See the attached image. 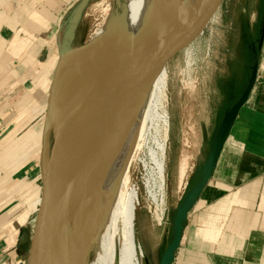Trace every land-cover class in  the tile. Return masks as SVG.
I'll list each match as a JSON object with an SVG mask.
<instances>
[{"label":"rangeland","instance_id":"374dc122","mask_svg":"<svg viewBox=\"0 0 264 264\" xmlns=\"http://www.w3.org/2000/svg\"><path fill=\"white\" fill-rule=\"evenodd\" d=\"M80 1L62 2L60 4L61 9L55 8L56 10L50 12L53 19L48 22L50 25L48 30L43 31V34L36 32L32 35L38 45V40L41 41L43 36L50 40L45 45L43 52L46 57L54 47L57 49L51 55L58 53V43L63 39L62 28H67L69 25L71 16ZM126 1L121 0V6L124 7ZM134 1L136 4L139 0ZM21 5L22 1L20 0H0V23L4 21L3 24H5L6 21L9 22L8 19H13L14 12ZM228 6L230 7V3H227ZM238 7L236 3L233 5L232 12H234L235 17L228 18L225 24L223 23L225 9L223 3L203 34L190 44L186 50L172 57L166 65L169 99L166 110L170 127L166 142L164 197L159 196L158 174L151 158L152 152L159 153L157 142L164 140L165 131L161 122H155L154 124L148 122L146 124V140L143 139V143L141 141L143 147L135 150L133 155L135 157L132 158L129 169V188L138 192L135 232L137 245L143 252L139 256L140 264H160L161 258L172 240L174 219L184 196L183 190L180 191L179 186L174 184V181L178 182V178L173 180L172 175L174 174V178L178 177V173L182 176L184 166L190 163L193 164L197 160L202 163L204 159H207L210 147L208 143L205 144L203 141L205 137L213 132L214 126L219 125L221 122L225 110L235 99L246 69H248L244 63L243 50L248 46H252L253 43L248 30L250 21L240 15L241 12ZM105 8L104 0H90L79 19L76 36L71 44L72 47L86 44L96 37L97 31L103 28L107 17ZM117 9L115 3L113 22L116 15L121 13L122 7L119 10ZM31 10L32 7L24 12L26 13L25 16H28ZM23 14L21 18H23ZM222 24L226 26V29L221 28ZM21 37H25V35H21ZM92 63L93 61L83 66L78 73L73 74L67 82L64 95L70 92L75 81L81 80L90 68L85 67L92 65ZM37 70L39 72V66ZM28 75L27 68L20 70L18 77L14 79L16 86L14 99H4L6 104L12 103L17 98L23 99L27 88L31 87V90L36 94L34 102L27 103L26 108L23 109V113L28 114L29 120L24 123L17 122L12 131L0 139V165L4 166V172L8 176L14 174L12 181H6L10 190H5L9 200L14 198L13 202L16 205L14 217L26 215L28 220L25 228L31 232L34 228L36 214L40 209L38 199L42 197L40 175L43 137L42 139H35L29 147L26 146L25 150H22L21 142L30 129L40 127L42 124L44 116L42 109H39L37 113L35 109L37 105L44 103L46 91L39 86L38 82L36 83V81L30 79L33 77L32 74L30 77ZM26 76L27 81L21 82L20 80H23V77ZM77 91H79L78 88ZM4 95L6 96V94ZM2 98L5 97L0 95V100H3ZM8 106L6 109H8ZM64 108L66 109V107ZM25 110L26 112H24ZM19 132L21 133L17 137ZM132 135L133 132L130 134V138ZM37 190H41L37 197L27 201V198ZM152 191L154 195L158 196L157 201H154V198L152 199ZM13 206L14 204L10 207ZM142 238L144 240L140 243Z\"/></svg>","mask_w":264,"mask_h":264},{"label":"crops","instance_id":"0c3cea01","mask_svg":"<svg viewBox=\"0 0 264 264\" xmlns=\"http://www.w3.org/2000/svg\"><path fill=\"white\" fill-rule=\"evenodd\" d=\"M20 1L22 5L14 12L13 19L0 23L3 24L0 25V95L5 97L0 100V139L19 122L17 118L21 117L19 114L26 104L35 100L31 87L27 88L23 99L5 103L6 98L14 99V79L20 70L28 69V76H33L30 79L46 91L43 104L48 102L53 80L48 63L57 48L46 57L43 52L50 40L43 36L38 45L32 35L48 30V22L53 19L50 12L61 9L60 4L69 0ZM235 3L240 15L250 21L248 30L253 43L243 50V58L246 51L251 58L250 65L258 63L257 81L231 129L210 182L189 214L174 264H264V0H224L223 23L234 16ZM31 7V12L25 16L24 12ZM221 28L226 29V26L222 24ZM58 53L60 55L59 47ZM27 79L26 76L20 81ZM218 126L215 125L203 141L209 147ZM206 160L184 166L182 176L178 173L174 178L172 175L173 180L178 178L174 184L183 190L182 200ZM4 169L0 165V264H29L30 240L22 242L21 239L24 233L31 239L33 231L25 228L26 215L14 217V198L9 200L5 194V190H10L6 181H12L14 174L8 176ZM40 192L36 191L35 197Z\"/></svg>","mask_w":264,"mask_h":264},{"label":"bare ground","instance_id":"6f19581e","mask_svg":"<svg viewBox=\"0 0 264 264\" xmlns=\"http://www.w3.org/2000/svg\"><path fill=\"white\" fill-rule=\"evenodd\" d=\"M192 1L139 0L135 4L134 0H127L117 17L120 25L118 39L104 45L99 59L85 67H90L88 72L80 81L73 83L68 94L64 95L63 91L62 117L106 93L127 72L134 59L166 31ZM104 3L107 17L96 37L111 27L115 15V0H104ZM65 32L66 27L62 28L63 36ZM59 59L58 53L50 58V73L55 72ZM168 100V72L165 67L143 101L129 115L121 116L106 127L99 141L101 145L83 146L76 154L72 165L75 175L72 200L77 210V222L64 244L65 264H140L139 256L143 252L137 245L135 232L138 192L129 188V169L135 150L143 147L141 141L146 140V124L161 122L165 131L164 140L156 141L159 153L152 152L150 157L158 174L159 196L164 197L166 142L170 127L166 110ZM39 109L44 114L42 124L27 132L21 142L22 150L35 139L43 137L48 102L37 105L36 113ZM17 119L24 123L29 116L22 113ZM152 195V199L157 201L158 196L153 191ZM35 196L34 192L27 201ZM38 202L42 203V197Z\"/></svg>","mask_w":264,"mask_h":264},{"label":"water","instance_id":"95a60500","mask_svg":"<svg viewBox=\"0 0 264 264\" xmlns=\"http://www.w3.org/2000/svg\"><path fill=\"white\" fill-rule=\"evenodd\" d=\"M90 0H83L73 12L62 41L58 43L60 59L53 75L43 133L41 156L42 203L36 215L30 240L29 264H65L64 244L76 226L77 210L73 206L75 175L72 165L84 147L101 145L102 132L121 116L129 115L146 97L154 80L172 57L186 50L201 36L221 9L224 0H193L181 16L131 63L127 72L104 94L62 117L61 96L75 72L94 61L108 42L118 39V15L111 27L86 44L72 47L76 29ZM119 10L121 0H115ZM118 12V11H117ZM99 54V55H98ZM258 63L237 102L228 108L214 134L209 155L196 182L188 190L176 212L172 240L160 264H174L180 249L185 224L210 182L224 145L242 108L255 87ZM100 135V137H99Z\"/></svg>","mask_w":264,"mask_h":264},{"label":"trees","instance_id":"16d2710c","mask_svg":"<svg viewBox=\"0 0 264 264\" xmlns=\"http://www.w3.org/2000/svg\"><path fill=\"white\" fill-rule=\"evenodd\" d=\"M249 58H250V55L245 51L244 61H245V64H246L248 69H246V73H245L244 79L241 82V85L239 87V91H238L237 95L235 96V99L233 100V102L230 104V106L228 108H230L231 106H233L237 102V100L239 99V97L241 95V92H242V90H243V88H244V86H245V84L247 82V79H248V77L250 75V67H251V65H250L249 62H251V58L250 59ZM246 62H248V64Z\"/></svg>","mask_w":264,"mask_h":264},{"label":"built area","instance_id":"2783aa9c","mask_svg":"<svg viewBox=\"0 0 264 264\" xmlns=\"http://www.w3.org/2000/svg\"><path fill=\"white\" fill-rule=\"evenodd\" d=\"M35 222V221H34Z\"/></svg>","mask_w":264,"mask_h":264}]
</instances>
